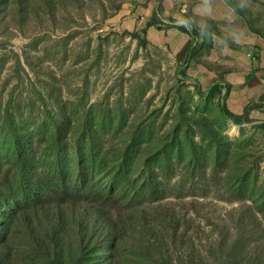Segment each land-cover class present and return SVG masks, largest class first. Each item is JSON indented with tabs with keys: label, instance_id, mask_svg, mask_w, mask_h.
<instances>
[{
	"label": "rangeland",
	"instance_id": "obj_1",
	"mask_svg": "<svg viewBox=\"0 0 264 264\" xmlns=\"http://www.w3.org/2000/svg\"><path fill=\"white\" fill-rule=\"evenodd\" d=\"M196 1L34 0L33 14L0 17V189L13 187L0 192L5 242L27 248L36 196L62 209L61 184L78 185L81 169L123 201L203 197L245 220L250 205L264 225V98L234 124L221 87L193 80L165 43L180 27L207 30L202 45L221 35L224 19L199 21ZM212 1L230 28L264 40V0Z\"/></svg>",
	"mask_w": 264,
	"mask_h": 264
},
{
	"label": "trees",
	"instance_id": "obj_2",
	"mask_svg": "<svg viewBox=\"0 0 264 264\" xmlns=\"http://www.w3.org/2000/svg\"><path fill=\"white\" fill-rule=\"evenodd\" d=\"M33 1L0 0V17L31 15ZM42 1L55 5V0ZM162 8L159 4L153 11L142 28L143 36L156 24ZM50 16L55 18L52 10ZM190 57L189 51L185 72ZM247 109L236 114L221 107L236 125H241ZM12 131L13 143L24 144L21 133ZM80 173L78 185L61 184L62 209L36 196L38 207L29 215L22 242L27 248L18 250L0 237V264H264L259 259L264 256V225L250 205H246L249 219L245 220L240 208L232 206V215L203 197L147 204L123 201L114 186H99L82 169ZM120 177L124 179L123 173ZM21 185L25 193L31 191V185ZM3 187L0 192L4 193L13 188L11 184ZM3 234L9 235L8 231Z\"/></svg>",
	"mask_w": 264,
	"mask_h": 264
},
{
	"label": "crops",
	"instance_id": "obj_3",
	"mask_svg": "<svg viewBox=\"0 0 264 264\" xmlns=\"http://www.w3.org/2000/svg\"><path fill=\"white\" fill-rule=\"evenodd\" d=\"M191 11L199 21L223 18L221 26L218 25L221 35L212 34L214 43L202 45L207 30L200 28L193 35L173 29L165 37V43L181 61L192 48L196 55L186 67L187 74L204 87L218 84L225 95L226 107L241 114L249 103L264 94V40L230 28L231 20L226 14L219 15L215 1L198 0Z\"/></svg>",
	"mask_w": 264,
	"mask_h": 264
}]
</instances>
